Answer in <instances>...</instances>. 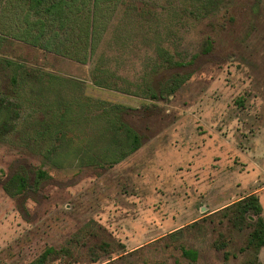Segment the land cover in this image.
<instances>
[{
    "label": "rangeland",
    "instance_id": "rangeland-1",
    "mask_svg": "<svg viewBox=\"0 0 264 264\" xmlns=\"http://www.w3.org/2000/svg\"><path fill=\"white\" fill-rule=\"evenodd\" d=\"M19 3L0 0V264H264L225 208L254 193L264 218V0H73L48 50L14 37Z\"/></svg>",
    "mask_w": 264,
    "mask_h": 264
},
{
    "label": "trees",
    "instance_id": "trees-1",
    "mask_svg": "<svg viewBox=\"0 0 264 264\" xmlns=\"http://www.w3.org/2000/svg\"><path fill=\"white\" fill-rule=\"evenodd\" d=\"M14 2L16 3V1ZM25 2L28 5L26 6L25 16L29 17L30 14L33 15L35 20L33 21L32 25L34 26L38 25L39 28L36 31L37 32L36 33L33 31L32 25H29L28 21L23 20L22 23L24 25L23 29H20L19 33L14 34L15 35L14 37L23 40L25 42L39 44V46L48 50L51 44L50 40L55 36L58 35L60 36L62 32L58 31V34L57 32H54L51 35H46L45 28L50 29L56 24V21L59 22L58 20H61L63 18L65 8H67V10L71 8L70 2H73V0H25ZM22 6H24V0H22V3H19L20 9L23 8ZM0 16L2 15L0 14ZM3 19L4 18H1L0 24L1 21H3ZM63 26L64 23H62L61 25H57L59 30L62 29ZM99 30L102 31V28H100ZM63 33H65V31ZM39 37L40 38L42 37L41 40L39 42H36V40H38ZM165 60H166V64L168 65H174V66L181 65V62L177 61V63H175V61L171 60L170 58ZM169 79H171L170 80L171 83L168 82L166 83L168 85L165 84L166 86H162L161 88H158V93L171 94L181 84L180 78L178 77L177 79H175V77L172 78L171 76V78ZM0 104L2 106L6 104L8 105L9 100L5 96H0ZM14 115H16V112L13 113V116ZM13 116L4 120L1 123L0 125L1 134H5L14 127V122L12 121ZM135 148L136 147H134L132 150H134ZM225 208L227 210L233 209L235 212H238V214L252 220V223L250 225L251 230L249 231L247 236L246 246L248 248L253 249L255 254H257L260 248L264 245V218L261 216L262 207L260 205L257 195L254 193L247 194L241 197L239 200L227 205Z\"/></svg>",
    "mask_w": 264,
    "mask_h": 264
},
{
    "label": "crops",
    "instance_id": "crops-1",
    "mask_svg": "<svg viewBox=\"0 0 264 264\" xmlns=\"http://www.w3.org/2000/svg\"><path fill=\"white\" fill-rule=\"evenodd\" d=\"M261 249V248H260Z\"/></svg>",
    "mask_w": 264,
    "mask_h": 264
}]
</instances>
